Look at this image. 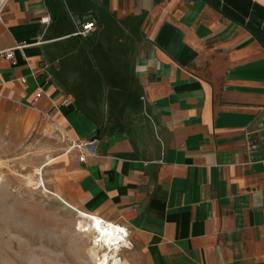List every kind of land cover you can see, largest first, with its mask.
<instances>
[{
    "label": "crops",
    "instance_id": "1",
    "mask_svg": "<svg viewBox=\"0 0 264 264\" xmlns=\"http://www.w3.org/2000/svg\"><path fill=\"white\" fill-rule=\"evenodd\" d=\"M22 42L0 59L5 160L51 117L96 143L51 159L48 191L126 229L120 264H264V0H7L0 49ZM127 57L138 105L104 118Z\"/></svg>",
    "mask_w": 264,
    "mask_h": 264
},
{
    "label": "rangeland",
    "instance_id": "2",
    "mask_svg": "<svg viewBox=\"0 0 264 264\" xmlns=\"http://www.w3.org/2000/svg\"><path fill=\"white\" fill-rule=\"evenodd\" d=\"M129 58H120L121 73L103 77L107 86L116 88V94L106 86L101 89L104 118L113 97L138 105ZM101 62L113 64L108 58ZM48 120L46 132L25 138L22 147L7 160L0 154V264H103L92 253V237L78 229L83 224L80 212L48 191L51 168L44 166L71 150L72 143L63 126L51 117Z\"/></svg>",
    "mask_w": 264,
    "mask_h": 264
},
{
    "label": "built area",
    "instance_id": "3",
    "mask_svg": "<svg viewBox=\"0 0 264 264\" xmlns=\"http://www.w3.org/2000/svg\"><path fill=\"white\" fill-rule=\"evenodd\" d=\"M7 0H0V20H1V14L3 11V8L5 6ZM49 20V17L43 16L40 18V22L42 23H47ZM73 24V31L69 34L71 36H77L80 38H85L87 37L91 32L94 31L95 29V24L92 21H88V20H84L82 22H75L72 21ZM90 26V27H89ZM27 45L26 43H19L17 45H15L14 47L11 48H5V49H0V59L9 61V63L11 65L15 64V60H14V56H13V51L14 49H20L23 46ZM96 143V140H90V141H73L70 145V148H76V149H81L82 151H89L92 148H94ZM78 160H82L83 159V152H80L78 154ZM1 161V160H0ZM39 180V179H38ZM78 213V211H77ZM85 219L86 221H90V224L93 223V217H97L95 215H88L85 214ZM99 220H102L104 222H106L109 225H113V226H117L120 229H123V232H118L116 231V228L113 227L110 229V231L114 234L110 240L105 243L103 241V239H101L100 243H96L98 235L94 236L91 241H90V245L94 246L93 250L97 252V254L101 255L102 253L106 254L107 257L105 260H107V264H120L121 263V255H120V251L123 249H129L132 247V241L128 236V233L126 231V229L117 224V223H113L110 221H106L104 219H101L99 217H97ZM92 260V258H91ZM104 260V262H105ZM99 261V260H96ZM103 262V264H104Z\"/></svg>",
    "mask_w": 264,
    "mask_h": 264
},
{
    "label": "bare ground",
    "instance_id": "4",
    "mask_svg": "<svg viewBox=\"0 0 264 264\" xmlns=\"http://www.w3.org/2000/svg\"><path fill=\"white\" fill-rule=\"evenodd\" d=\"M80 215H81V221H80V223L83 221V224H80V225H78V229L81 231V232H83V234L84 235H89L90 237H94V236H97L98 235V232H97V230H96V228L93 226V223L92 224H90V221H86L85 220V214H82V213H80ZM93 218H97V217H93ZM78 231V230H77ZM109 231H110V229H109ZM111 232V231H110ZM112 233V232H111ZM113 234V233H112ZM114 235V234H113ZM112 235V236H113ZM105 239H107L108 241L110 240V238H105ZM103 241H104V239H103ZM93 245L91 246V250L93 251L92 253L95 255V256H97L98 257V259H99V263H102L105 259H106V257H107V255L106 254H104V253H102L101 255H99V254H97V252L96 251H94L93 250Z\"/></svg>",
    "mask_w": 264,
    "mask_h": 264
},
{
    "label": "snow or ice",
    "instance_id": "5",
    "mask_svg": "<svg viewBox=\"0 0 264 264\" xmlns=\"http://www.w3.org/2000/svg\"><path fill=\"white\" fill-rule=\"evenodd\" d=\"M90 27V26H89ZM93 219V226L96 228L98 232V238L96 243H100L101 239H104V242L107 243L108 240L105 238H111L112 233L109 231V229L115 227L116 231L123 232V229L118 228L117 226L109 225L106 222L99 220L98 218H92ZM104 264H107V260H105Z\"/></svg>",
    "mask_w": 264,
    "mask_h": 264
}]
</instances>
